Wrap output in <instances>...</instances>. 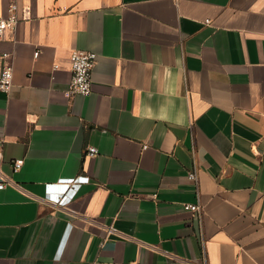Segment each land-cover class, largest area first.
Masks as SVG:
<instances>
[{"label": "crops", "instance_id": "0c3cea01", "mask_svg": "<svg viewBox=\"0 0 264 264\" xmlns=\"http://www.w3.org/2000/svg\"><path fill=\"white\" fill-rule=\"evenodd\" d=\"M12 2L0 264H264V0Z\"/></svg>", "mask_w": 264, "mask_h": 264}, {"label": "built area", "instance_id": "2783aa9c", "mask_svg": "<svg viewBox=\"0 0 264 264\" xmlns=\"http://www.w3.org/2000/svg\"><path fill=\"white\" fill-rule=\"evenodd\" d=\"M9 14L7 16L0 15V35H3L8 30H13L19 22V16L17 15L18 4L12 2L9 5ZM209 21V20H208ZM39 52L35 53L38 56ZM8 53L2 54V57H8ZM98 54L93 51L74 49L71 53V70L72 77L69 83L68 92L71 95L81 94L88 96L93 91V68L97 62ZM14 68L11 63H5L0 66V92L9 94L13 87ZM146 147V146H145ZM98 153L96 147H89L88 154L95 155ZM22 160H16L14 162L15 168L19 169L22 166ZM189 178L198 183L197 173L191 172ZM5 187L3 177L0 175V189ZM188 209L192 211H201L202 205L200 200L196 203L186 204Z\"/></svg>", "mask_w": 264, "mask_h": 264}]
</instances>
